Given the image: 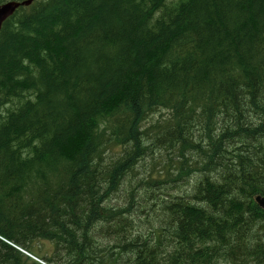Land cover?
<instances>
[{"label": "trees", "instance_id": "trees-1", "mask_svg": "<svg viewBox=\"0 0 264 264\" xmlns=\"http://www.w3.org/2000/svg\"><path fill=\"white\" fill-rule=\"evenodd\" d=\"M200 171L193 204L136 198ZM259 194L264 0H34L4 23L0 264H264Z\"/></svg>", "mask_w": 264, "mask_h": 264}, {"label": "rangeland", "instance_id": "rangeland-1", "mask_svg": "<svg viewBox=\"0 0 264 264\" xmlns=\"http://www.w3.org/2000/svg\"><path fill=\"white\" fill-rule=\"evenodd\" d=\"M159 110H155L154 113L152 112V114L149 115V117L147 118V120L144 123V126L149 125L152 122V120H156ZM195 128H198V130H200L199 133H203L202 127L197 126ZM192 132L195 133L194 130ZM154 155H159L158 150H156L152 156L147 155L143 160H141L137 164L136 169H138L140 171V178H147L148 177L149 173L151 172V169L153 168V161H154L153 156ZM165 159H166V157H165ZM202 174H204V173H202L200 171V172L194 173L188 177H182L181 179H178L177 184L176 183L175 184L174 183L165 184L163 187L164 192L162 193V195H164V196L167 195V197L163 198V202L159 201V203L157 205L156 204L153 205V202L155 201V198L160 193V191L155 190L152 192V189L148 188L144 184L140 185L139 181L135 180V182H133V186L137 188L136 198L139 199V196H142L144 194L145 199L147 200L148 206L152 205L151 206L152 217H156V215L159 213V210L162 211L163 205L168 201L169 202H178L180 204H182L183 202L193 204L192 198H193L194 190L196 188L195 187L196 184L198 183L199 186H202V187L204 185H207V183L209 185H212L210 180L207 182L206 180L203 179ZM129 188L130 187H125V188L122 187L119 191L110 194L109 200L106 199V201L112 200L113 204H115V205L127 206L128 202L130 200ZM199 189H200V187H197L196 191ZM165 213L170 215L168 212H165ZM166 217L168 219V216H166ZM140 218L143 222V220L145 219V215L140 213ZM170 224L172 226L171 229H173V227L175 226V221H173L172 223L170 222ZM257 230H258V227H257ZM29 255H31V254H29ZM40 261L43 264H49L44 260L40 259Z\"/></svg>", "mask_w": 264, "mask_h": 264}, {"label": "water", "instance_id": "water-1", "mask_svg": "<svg viewBox=\"0 0 264 264\" xmlns=\"http://www.w3.org/2000/svg\"><path fill=\"white\" fill-rule=\"evenodd\" d=\"M30 1L32 0H26L23 2H9L7 4L1 5L0 6V30L2 28V25L4 23V21L11 16L17 8H19L21 5H27ZM257 202L259 203V205L264 208V197L262 196H257L256 198Z\"/></svg>", "mask_w": 264, "mask_h": 264}, {"label": "bare ground", "instance_id": "bare-ground-1", "mask_svg": "<svg viewBox=\"0 0 264 264\" xmlns=\"http://www.w3.org/2000/svg\"><path fill=\"white\" fill-rule=\"evenodd\" d=\"M12 1H15V2H23V1H26V0H8V1H6V2H3V3H1L0 4V6L1 5H4V4H7V3H9V2H12ZM34 2V0H32V1H30L27 5H21L20 7H28V6H30L32 3ZM19 7V8H20ZM19 8H17L16 9V11L19 9ZM155 8V7H154ZM16 11L11 15V16H9L5 21H4V23L9 19V18H11L15 13H16ZM45 13V12H44ZM39 16V15H38ZM42 22V21H41ZM4 23H3V25H4ZM3 25H2V27H3ZM2 29V28H1ZM57 29V28H56ZM1 31V30H0ZM31 36V35H30ZM159 36V35H158ZM34 37V36H33ZM52 57V56H51ZM46 69V68H45ZM53 70V69H52ZM35 77V76H34ZM15 94V93H14ZM153 103V102H152ZM159 106V105H158ZM81 118V117H80ZM185 118V117H184ZM133 133V132H132ZM130 135V134H129ZM230 135V134H229ZM18 137V136H17ZM180 139V138H179ZM34 140V139H33ZM12 141V140H11ZM25 141V140H24ZM39 141V140H38ZM137 142V141H136ZM32 143V142H31ZM25 144V143H24ZM23 144V145H24ZM59 145H60V143H59ZM13 147V146H12ZM29 148H31V147H29ZM52 148V147H51ZM121 148V147H120ZM49 150V149H48ZM33 151V150H32ZM123 152V151H122ZM143 153V152H142ZM40 154V153H39ZM53 157V156H52ZM56 157H57V155H56ZM52 163V162H51ZM131 164V163H130ZM209 165V164H208ZM65 168V167H64ZM130 169V168H129ZM233 169H234V167H233ZM236 169V168H235ZM78 170V169H77ZM171 170V169H170ZM238 171V170H237ZM95 172V171H94ZM127 172V171H126ZM234 172V171H233ZM69 173V172H68ZM113 174V173H112ZM177 176V175H176ZM204 177H207L206 175H204ZM213 177V176H212ZM127 178V177H126ZM124 179V178H123ZM207 182L210 180L211 181V183L212 184H214L213 183V181H212V179H211V177H210V179H205ZM122 182V181H121ZM126 182V181H125ZM130 182V181H129ZM186 185V184H185ZM212 186V185H211ZM214 186V185H213ZM13 188V187H12ZM149 188V187H148ZM111 194V193H110ZM258 196H261L260 194L258 195ZM65 197V196H64ZM113 197V196H112ZM262 197H264V196H262ZM256 198H257V196H256ZM65 199V198H64ZM68 201V200H67ZM256 202H257V200H256ZM58 203V202H57ZM257 204L259 205V203L257 202ZM55 205V204H54ZM132 206V205H131ZM261 207V206H260ZM123 211V210H122ZM129 211V210H128ZM121 212V211H120ZM130 212V211H129ZM128 212V213H129ZM123 213V212H122ZM125 213V212H124ZM10 246V245H9ZM17 248V247H16ZM21 251H23V252H25V253H27L26 251H24L23 249H21V248H19ZM126 252V251H125ZM128 252V251H127ZM28 254V253H27ZM29 255V254H28ZM30 256H32V255H30Z\"/></svg>", "mask_w": 264, "mask_h": 264}]
</instances>
